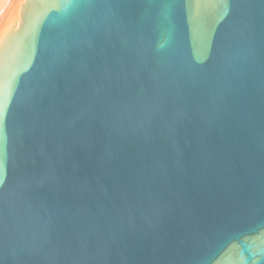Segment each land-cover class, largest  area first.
Returning <instances> with one entry per match:
<instances>
[{"label":"water","instance_id":"water-1","mask_svg":"<svg viewBox=\"0 0 264 264\" xmlns=\"http://www.w3.org/2000/svg\"><path fill=\"white\" fill-rule=\"evenodd\" d=\"M0 50V264H264V0H25Z\"/></svg>","mask_w":264,"mask_h":264},{"label":"bare ground","instance_id":"bare-ground-1","mask_svg":"<svg viewBox=\"0 0 264 264\" xmlns=\"http://www.w3.org/2000/svg\"><path fill=\"white\" fill-rule=\"evenodd\" d=\"M25 0H0V50L3 49L4 37L13 25L19 26V12Z\"/></svg>","mask_w":264,"mask_h":264},{"label":"snow or ice","instance_id":"snow-or-ice-1","mask_svg":"<svg viewBox=\"0 0 264 264\" xmlns=\"http://www.w3.org/2000/svg\"><path fill=\"white\" fill-rule=\"evenodd\" d=\"M0 123H2V121H0ZM0 167H2V166H0Z\"/></svg>","mask_w":264,"mask_h":264}]
</instances>
